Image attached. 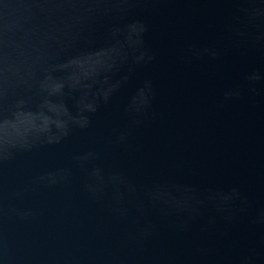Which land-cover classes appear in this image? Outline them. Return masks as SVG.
Here are the masks:
<instances>
[{
  "label": "water",
  "instance_id": "1",
  "mask_svg": "<svg viewBox=\"0 0 264 264\" xmlns=\"http://www.w3.org/2000/svg\"><path fill=\"white\" fill-rule=\"evenodd\" d=\"M0 264H264V0H0Z\"/></svg>",
  "mask_w": 264,
  "mask_h": 264
},
{
  "label": "clouds",
  "instance_id": "2",
  "mask_svg": "<svg viewBox=\"0 0 264 264\" xmlns=\"http://www.w3.org/2000/svg\"><path fill=\"white\" fill-rule=\"evenodd\" d=\"M253 79H258V77H253ZM47 130H48V128L47 129H44L42 131H47Z\"/></svg>",
  "mask_w": 264,
  "mask_h": 264
}]
</instances>
